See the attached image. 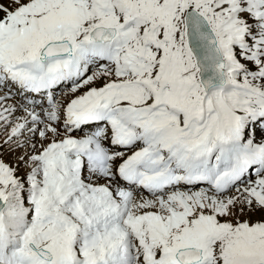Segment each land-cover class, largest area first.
I'll return each mask as SVG.
<instances>
[{
  "label": "snow or ice",
  "instance_id": "1",
  "mask_svg": "<svg viewBox=\"0 0 264 264\" xmlns=\"http://www.w3.org/2000/svg\"><path fill=\"white\" fill-rule=\"evenodd\" d=\"M0 264H264V0H0Z\"/></svg>",
  "mask_w": 264,
  "mask_h": 264
},
{
  "label": "rangeland",
  "instance_id": "2",
  "mask_svg": "<svg viewBox=\"0 0 264 264\" xmlns=\"http://www.w3.org/2000/svg\"><path fill=\"white\" fill-rule=\"evenodd\" d=\"M57 95H59V93ZM4 159L11 162L13 160V156L5 154Z\"/></svg>",
  "mask_w": 264,
  "mask_h": 264
},
{
  "label": "bare ground",
  "instance_id": "3",
  "mask_svg": "<svg viewBox=\"0 0 264 264\" xmlns=\"http://www.w3.org/2000/svg\"><path fill=\"white\" fill-rule=\"evenodd\" d=\"M59 93V92H58Z\"/></svg>",
  "mask_w": 264,
  "mask_h": 264
}]
</instances>
